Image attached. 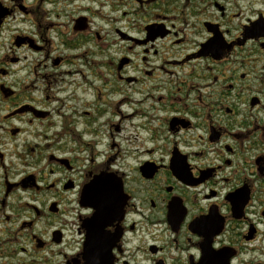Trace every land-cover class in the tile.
Masks as SVG:
<instances>
[{
  "label": "flooded vegetation",
  "instance_id": "1",
  "mask_svg": "<svg viewBox=\"0 0 264 264\" xmlns=\"http://www.w3.org/2000/svg\"><path fill=\"white\" fill-rule=\"evenodd\" d=\"M0 0V264H264V0Z\"/></svg>",
  "mask_w": 264,
  "mask_h": 264
},
{
  "label": "rangeland",
  "instance_id": "2",
  "mask_svg": "<svg viewBox=\"0 0 264 264\" xmlns=\"http://www.w3.org/2000/svg\"><path fill=\"white\" fill-rule=\"evenodd\" d=\"M85 2H87L88 0H84ZM84 1H83V3H84Z\"/></svg>",
  "mask_w": 264,
  "mask_h": 264
}]
</instances>
